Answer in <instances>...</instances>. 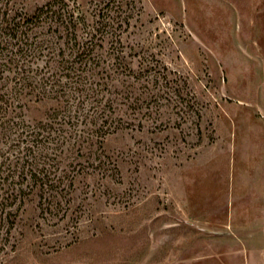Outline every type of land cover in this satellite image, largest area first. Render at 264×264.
I'll use <instances>...</instances> for the list:
<instances>
[{
  "label": "rangeland",
  "instance_id": "374dc122",
  "mask_svg": "<svg viewBox=\"0 0 264 264\" xmlns=\"http://www.w3.org/2000/svg\"><path fill=\"white\" fill-rule=\"evenodd\" d=\"M262 143L264 0H0V264H264Z\"/></svg>",
  "mask_w": 264,
  "mask_h": 264
},
{
  "label": "crops",
  "instance_id": "0c3cea01",
  "mask_svg": "<svg viewBox=\"0 0 264 264\" xmlns=\"http://www.w3.org/2000/svg\"><path fill=\"white\" fill-rule=\"evenodd\" d=\"M257 146H260L258 147V152H262L261 155H264V143ZM251 158L253 159V156H251ZM254 167L255 170L260 169L262 175L261 177L258 176V181L255 180V183L257 185H255V188L250 187V184L252 185V183H254L252 181V177H250V175H253L252 170L254 169ZM254 167L252 165V162L248 164L247 158L245 159L244 163L242 162L240 174V192L243 193V191H245V196L248 195L249 192H252L261 199H264V162H262L261 164L257 163Z\"/></svg>",
  "mask_w": 264,
  "mask_h": 264
},
{
  "label": "trees",
  "instance_id": "16d2710c",
  "mask_svg": "<svg viewBox=\"0 0 264 264\" xmlns=\"http://www.w3.org/2000/svg\"><path fill=\"white\" fill-rule=\"evenodd\" d=\"M48 6L49 5L46 4L43 7L36 10V12L33 14V17L31 18V20L33 21L34 19H36V21L40 22V24H41L43 16H45L47 14V12L49 11Z\"/></svg>",
  "mask_w": 264,
  "mask_h": 264
}]
</instances>
